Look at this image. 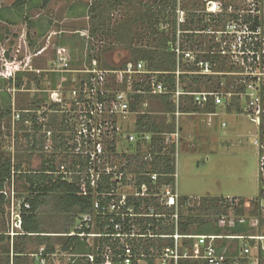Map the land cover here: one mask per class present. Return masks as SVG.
<instances>
[{
  "label": "built area",
  "instance_id": "built-area-1",
  "mask_svg": "<svg viewBox=\"0 0 264 264\" xmlns=\"http://www.w3.org/2000/svg\"><path fill=\"white\" fill-rule=\"evenodd\" d=\"M258 5V2L255 3ZM213 5V12H217V5ZM220 8V7H219ZM258 8V7H257ZM255 10V6H254ZM220 11V10H219ZM254 15L239 16L240 19L234 22L231 31L225 35L233 37V45H227V53L235 57L234 67L240 69L239 72L229 73L239 77L236 84L244 88L242 93L233 91H212L191 93L184 92L181 85L180 76H220L212 69L208 61H198L191 52H184V60L188 62V71L183 72L181 51L177 48L178 56L177 71L175 72L176 83L174 90H168L165 83L169 75L164 72L149 70L143 62L134 64L128 62L124 68H102L97 58H93L83 70H75L71 67L73 57L71 51L63 46L56 48V54L50 70L51 74L63 75V78L54 87L49 84L48 94L50 104L40 110L26 109L20 110L15 105L12 107L11 129L13 136L18 131L17 124L24 123L27 128L37 126L41 128L43 134L52 145L50 139L55 135L50 127L52 116L61 117L65 129V149L57 152L63 154L64 160L59 156L54 158L55 172L47 174L55 177H63V180L72 182L76 176L81 177V191L86 194L90 190L93 196V212L82 214L78 217L74 227V232L67 235L80 238H93L107 240L103 246L93 248V251L85 258L90 264H97L99 261H112L117 259L122 264H144L152 258L159 259L158 264H178L182 258L179 254L178 241L180 239H191L198 248L203 249L201 256L205 264H224V255H219L215 246V241L220 239H238L263 241L264 236L256 237H220V236H191L181 235L178 232V215H168L166 209L179 206V157L184 142V128L182 118L205 115L208 118L207 125L217 117L221 109L232 107L235 103H241L243 114L252 122L259 125L264 122V30L258 27L252 29V23L246 22L245 18H255L260 14L259 8ZM259 13V14H258ZM233 22V21H232ZM229 33V34H227ZM87 50L91 49V38L87 36ZM95 44V43H94ZM21 48V47H20ZM94 50V48H92ZM8 51V50H7ZM45 50L32 55L30 59L40 57ZM4 52V51H2ZM9 52V51H8ZM95 52V50H94ZM92 54H95V53ZM7 53V52H6ZM26 53H29L27 48ZM5 52L0 56L3 60ZM23 55V58H22ZM227 56V55H226ZM6 60L7 70L1 72L0 81L11 82L12 92H28L27 84L20 90L16 88L17 74L31 73L33 70L29 57L21 53V49L9 56ZM186 58V59H185ZM4 60V61H5ZM195 68V69H189ZM69 77V75H75ZM160 76L163 78L160 79ZM68 86L71 87L68 88ZM36 90V89H34ZM39 91V90H36ZM171 95V100L175 104L172 113H165L162 109L161 117L165 126H171L172 130H162L156 137L161 142V158L170 156L175 162L176 171L174 174L151 173L149 170L144 174H138L140 162L136 159L130 162L120 163L117 158L118 149L126 145L132 147L134 155L141 151H148L147 147L157 146L158 142H153V135L149 133L131 132V128L137 125L141 116H157L153 111L152 103L159 95ZM136 96H143L142 103L137 104ZM190 98L192 103L198 107V112L183 111ZM213 104L216 107L215 113H206L203 110L207 105ZM161 108H162V104ZM133 106L135 108H133ZM23 116H25L23 118ZM135 119V125L129 123ZM226 127V124H223ZM14 140V137H13ZM255 146L259 149V176L261 178L262 210L264 212V140L255 141ZM141 147V148H139ZM143 149V150H142ZM10 150L14 152L15 147ZM140 160V159H139ZM148 162L154 160V155L148 153ZM138 161L139 163H137ZM135 163L130 165L131 163ZM173 163V162H172ZM72 165L73 168H70ZM132 167V168H131ZM18 176V175H17ZM146 177L149 182L138 183L137 177ZM16 174L13 172L10 183L0 191L9 205L11 218L12 235L14 236V226L22 216L31 210V204L21 201L16 196ZM161 177L173 178L174 181L161 182ZM162 208V209H161ZM162 210V211H160ZM163 219V226L174 224L176 233L174 235L158 233L159 223ZM170 219V221L168 220ZM258 226V221L255 220ZM173 222V223H172ZM104 231H100V226ZM174 239V248L163 247L160 252H154L151 248L148 252L141 245L145 241L155 239ZM259 245L256 244L257 254L253 256L251 249L245 248L241 251V259L248 261L247 264H260ZM264 252V246L261 245ZM46 254L40 252L35 256L40 264H48ZM233 264H240V259Z\"/></svg>",
  "mask_w": 264,
  "mask_h": 264
},
{
  "label": "trees",
  "instance_id": "trees-1",
  "mask_svg": "<svg viewBox=\"0 0 264 264\" xmlns=\"http://www.w3.org/2000/svg\"><path fill=\"white\" fill-rule=\"evenodd\" d=\"M29 0H17L15 6L19 9H23ZM47 2L51 0H46ZM206 3L211 4L214 0H205ZM261 1V0H260ZM183 7H182V6ZM231 5L226 4L223 9L220 8V12H209L204 14L200 11L195 3L190 11L186 5V0H96V3H92L89 7L91 33L93 36H102V39L110 42L112 45L105 52H109L115 49L117 46L123 47L128 52L129 59L125 61L121 66H110L104 57L100 58L98 54H92L94 50L89 49L88 60L90 63L93 58H97L102 68H117L121 69L128 63L138 64L143 62L147 65L149 70L168 73L169 75L165 79L168 90L175 89L177 71L178 56L174 52L177 48L181 51L180 58L183 60V53L186 51H194V48L198 45L201 47V43L197 39L199 33L206 31H217L220 29L224 31L228 22H237L240 17L237 14H227L228 8ZM184 10L186 14L185 18L179 20V8ZM125 9V17L118 23L113 24L112 12L117 9ZM261 11V10H260ZM201 12V13H200ZM211 24H209L208 21ZM245 21L252 23V29L255 31L258 27L264 30V18L258 16L253 18H245ZM213 24V25H212ZM212 25V26H211ZM211 31V32H212ZM181 33V34H180ZM182 35V36H180ZM180 37L183 38L180 43ZM197 44V45H196ZM114 47V48H113ZM200 51L196 55L198 61H208L212 65V69L216 73H220V76L204 77V76H187L182 74L180 76L181 85L184 92H212L223 91L234 93H242L244 91L243 86L237 85L234 82V78H231L229 73L239 72L240 69L234 67L228 62V57L223 55L227 51V45L225 41L219 43L209 44L206 50ZM95 53V52H94ZM188 65L182 64L180 69L185 72L188 71ZM187 69V70H186ZM195 69V68H189ZM28 73L17 74L16 88L21 89L24 85H29L26 79ZM222 76V77H221ZM163 77L160 76V79ZM38 82L40 78L34 77ZM222 79H228L225 83ZM232 79H234L232 81ZM30 80V79H29ZM26 81V82H25ZM53 85H56V80L52 81ZM55 87V86H54ZM148 99L143 96H136L137 104L142 103L143 100ZM157 99L162 104L163 112L172 113L175 110V104L171 100V95H159ZM47 98H37L32 104L33 106L22 108L18 106L20 110L42 109V105L46 103ZM188 102L182 109L186 112H198L200 111L195 106L190 98H187ZM10 101V100H9ZM133 108H135L133 106ZM216 107L213 104H209L203 110L206 113H215ZM228 113L242 114L241 103H235L232 107L226 109ZM11 104L7 105L0 113V130L3 126L4 119L9 121L7 129H11ZM25 116H23L24 118ZM50 127L53 131L58 128V135H55L50 139L54 146L55 151L65 149V129L64 123L60 120V117L52 116L50 119ZM30 128L24 126V124L18 129L23 132V137L26 138L27 144H22L19 141V133H15L14 140L16 142L13 156L11 152H7L4 147L0 146V191L6 188L7 183H10L12 174L15 172V180L24 179L27 184L28 195L26 202L31 204V210H28L23 215L24 226L26 230L37 231L40 228L38 225L41 222H55L57 228L52 229L63 235V240H67L66 249L72 246V241L76 237L66 236L74 232L75 224L78 217L82 214H89L93 212V196L90 192L84 194L81 191V177L76 176L72 182L63 180V177H55L47 174L48 172H55L56 167L54 164V154L47 156L46 151L49 150V141L46 137L37 132L41 128L34 126L35 133H28ZM136 129L139 133H149L153 135V142H158L157 146L152 145L147 147L148 151H139L136 155H133L135 159L140 163L138 168V174H144L148 170L151 173L174 174L176 171L175 162L170 156L160 157L161 142L156 137L162 130H172L171 126H165L163 124V118L159 116H141L137 122ZM27 131V132H25ZM263 137V135H262ZM59 142V143H58ZM141 148V147H139ZM143 150V149H142ZM10 151V149H9ZM8 153V155L6 154ZM154 155V160L148 162L146 158L148 153ZM38 155L41 162L39 168H32L29 162H25V158H31L32 154ZM66 162V160H64ZM173 162V163H172ZM28 168V169H27ZM70 168H73L72 165ZM18 175V176H17ZM260 177V176H259ZM138 183L149 182L146 177H137ZM161 182L174 181L173 178L161 177ZM261 181V178H260ZM260 193L257 199L254 201H248L243 198H233L230 200L224 198L206 196L204 198L196 199L187 196L180 197L181 205L178 206V211L175 207L172 209H166L165 213L170 215H178V232L181 235H195V236H220V237H256L264 236V212L262 210V196ZM2 202H7L5 196L1 195ZM185 207V205H187ZM252 205L251 211L248 213L246 205ZM162 209V208H161ZM162 211V210H160ZM232 217L233 224L229 226L225 223L226 218ZM252 219L258 221V226L251 227L250 222ZM170 221V219H168ZM160 223L158 233L174 235L176 233V227L174 224L168 223L163 226V219L159 220ZM173 223V222H172ZM60 224V226H59ZM32 226V227H30ZM59 226V228H58ZM100 231H104V227L100 226ZM51 240V239H49ZM193 241V240H189ZM244 240L238 239H220L215 241V246L219 255H224V264H233L235 260L240 259V264H247L248 261L241 259V251L243 250L240 245H236L235 250L232 252L230 243H239ZM189 243L192 246V243ZM241 243V242H240ZM249 249L256 247L255 240H248ZM174 239H159L145 241L141 247L148 252L151 248L161 251L163 247L169 249L174 248ZM260 264H264V252L261 245L258 247Z\"/></svg>",
  "mask_w": 264,
  "mask_h": 264
},
{
  "label": "rangeland",
  "instance_id": "rangeland-1",
  "mask_svg": "<svg viewBox=\"0 0 264 264\" xmlns=\"http://www.w3.org/2000/svg\"><path fill=\"white\" fill-rule=\"evenodd\" d=\"M61 1V0H59ZM210 1V0H209ZM13 0H0V12L5 7L11 6ZM212 2H215L217 5L216 10L223 9V7L228 4L231 5L228 8L227 14H237L238 16H245L247 14H250L252 11L254 15H256L258 8L260 11L259 16H262L264 18V0H214ZM258 2V5L255 3ZM74 3V5H72ZM92 3H96V0H67L66 2H55L54 5L49 6L46 10H34L30 8V10H16L11 11L9 16L14 18H21V20H17L15 24H11L9 22L2 21L0 18V56L2 53L5 52L6 56L3 58L2 61H0V74L1 72H6L7 66L6 60L9 62L11 54L13 52H8L7 47L5 43V39L7 38V35H11L9 32V28L14 30L13 28H21L22 26H25V28H21L19 31V34L14 38L13 42L18 44V41H20L21 37L23 36V33H26V44L22 43V47L18 44L16 46V50L21 49V52L24 51L26 53L27 48H29V53L24 54L25 56L30 57L34 55L35 53L41 51L42 48L48 47V49L42 54L40 57L32 58L31 60V66L33 68L34 73H28L29 76L26 79L28 82L27 89L30 91L26 92H12L11 85H9V82L1 80L0 81V113L3 109L7 107V105L11 104V107L14 105L18 108V106L22 108H27L33 106L36 96L37 98H47L46 103L42 105L47 106L50 104L48 100V94L45 93V90H49V84L52 83V81H60L62 79V75L58 74H51L50 70L53 68L51 66L52 62L54 61L56 54V48L63 45V41L69 42L71 44V39L75 38L77 36L76 45H82L81 52L76 53L75 55V63H72L71 67L76 70H83L84 62L83 59H87L89 57L88 54V48H87V36L91 38V41L89 44L91 49L94 48L95 54H98L100 58L106 56L108 61L115 67L121 66L125 61L129 59V54L126 50L123 49V47L117 46L115 49L107 51V49L112 45L110 42L105 41L102 39V36H93L91 33V24H90V17L91 15L88 14L84 18H70L68 8L70 6L75 5H84L88 4L90 6ZM197 4L198 8L201 12L204 14H209V12H213V5H209L206 3L205 0H186V5L189 8L190 11L193 10V5ZM182 6V5H181ZM255 6V10H254ZM183 7V6H182ZM220 7V8H219ZM258 7V8H257ZM79 8V7H78ZM7 11V9L5 8ZM11 10V9H10ZM217 12H220V11ZM6 11L2 13V17H5ZM18 12V13H16ZM200 12V13H201ZM125 9H117L112 12V20L113 24L120 22L125 17ZM184 13V10L182 8H179V20L181 21L186 16ZM42 18H47V20L50 21L51 29L50 31L46 32V34L43 36V40L39 42L41 38H37L33 35V32H35L36 28L29 27V22H36L37 20H40ZM48 21V22H49ZM208 21V20H207ZM238 21V20H237ZM209 24L210 21H208ZM233 22H228L226 28L224 31H221L220 29H217V31H212V27L210 30L212 31H206L203 33H199L197 36L198 41L201 43V47L198 45L194 48V51H186L193 53L196 57L197 53L200 51H203L204 45L207 47L209 44L213 43H219L222 41H225L226 45H233L234 39L232 36L225 35V32L231 31V28L229 26H232ZM213 25V24H212ZM211 25V26H212ZM16 26V27H15ZM24 30V31H23ZM80 30L81 33L74 34L71 33V31ZM52 33V36H50ZM181 34V33H180ZM36 42V46L33 47L30 44V38ZM55 36V37H54ZM182 36V35H180ZM52 38L51 43L47 44V39L49 40ZM81 39L84 40V44H82ZM180 43H182L183 38L180 37ZM4 41V42H3ZM20 43V42H19ZM95 43V44H94ZM197 45V44H196ZM29 46V47H28ZM113 46V45H112ZM21 47V48H20ZM114 48V47H113ZM71 53L72 50L68 48ZM4 51V52H2ZM7 52V53H6ZM23 54V53H22ZM73 54V53H72ZM192 56L194 57V55ZM228 57V62L232 64L231 62H236L235 57L233 58L228 53L226 54ZM23 58V55H22ZM186 59V58H185ZM5 60V61H4ZM182 64H187L188 62H185L183 59ZM233 65V64H232ZM187 70V69H186ZM231 78L240 80L239 77H235L232 74ZM72 76H78L75 75H69V77ZM34 77L40 78L41 81L38 82L34 79ZM222 77V76H221ZM232 79V81L234 80ZM225 83L228 79H222ZM237 80H234L236 82ZM26 82V81H25ZM68 88L71 89L70 86ZM39 91H36V90ZM13 96V97H12ZM10 100V101H9ZM158 100V99H157ZM161 103H157L156 101H153L152 108L153 111H155L157 116L161 117L162 108ZM226 112V110L224 111ZM224 112H221L222 114ZM220 114L218 121H213L211 125H207L208 118L205 115H198L194 117H183L182 118V126L184 128V142L182 145V149L180 152L179 157V173H178V186H179V195L180 197H190V198H204L206 196L210 197H217V198H224L231 201L233 198H243L248 201H254L259 196V189H260V180H259V149L255 146V141L260 140V137H258L257 140H253V145L245 141L238 142L234 137H232V133L230 132L232 120L229 116H224ZM243 117H241V121L246 125L248 129H255L254 125L250 123V120L242 113ZM61 118V117H60ZM235 118V117H234ZM233 118V119H234ZM238 118V117H237ZM236 119V118H235ZM5 118L3 123L4 128H1L0 130V146L4 147L7 152H11L13 156V152L9 149L13 148V146L16 145L15 140H13V136L10 133V130L7 129V124L9 121ZM226 122L229 127H222L221 123ZM24 123L20 122L17 124V126L20 128ZM131 126L135 125V119L131 120L129 123ZM18 128V129H19ZM35 129L30 128L28 133L33 134ZM27 132V131H25ZM131 132H136L135 126L131 128ZM19 133V141L22 144H27V140L25 137H23V132L18 131ZM39 135H41V130L37 132ZM57 135H58V128H57ZM59 143V142H58ZM243 143V144H242ZM56 144H52L48 146L49 150L45 152V154L49 157H52V154L54 156H59V159L64 160V153L61 154L59 152H56L54 149V146ZM6 154L8 155V153ZM118 155L112 156L114 159L117 158L118 162L125 163L130 162L131 160L135 159L133 156L135 152H133L132 147H128L126 145L121 146L118 151ZM31 158L26 157L25 162H29L32 168H39L41 166V162L39 160V157L37 154L33 153L31 155ZM139 160V159H136ZM139 163L138 161H136ZM135 164L134 162L130 165ZM132 168V167H131ZM28 169V168H27ZM20 187V185H19ZM27 197V196H26ZM26 197L23 196V199L21 201H25ZM181 205L179 201V206ZM185 205V207H187ZM246 210L249 213L252 209V205H246ZM9 219L10 214H9ZM226 224L231 226L233 224L232 217L226 218L224 220ZM11 222V221H10ZM256 221L253 219L251 222V225H255ZM255 228V227H254ZM264 233V232H263ZM264 235V234H263ZM241 242V243H240ZM237 243H230L231 250L234 251L236 248V245H240V247L243 248H249V245L245 242L240 241ZM253 256L257 254V249L254 247L251 249Z\"/></svg>",
  "mask_w": 264,
  "mask_h": 264
},
{
  "label": "crops",
  "instance_id": "crops-1",
  "mask_svg": "<svg viewBox=\"0 0 264 264\" xmlns=\"http://www.w3.org/2000/svg\"><path fill=\"white\" fill-rule=\"evenodd\" d=\"M13 1L14 2H12L11 6L5 7L7 11L4 8L0 12V18L2 19V21H5V23L9 22L11 24H15L17 20H21V18L13 19L11 16H9L11 11L20 10L19 8L15 6V3L17 0H13ZM61 1L66 2L67 0H61ZM61 1L51 0L47 2L46 0H29L28 3L24 6L23 10L24 9L30 10V8L32 9L33 12L34 10L37 11L38 9L46 10L49 8V6L54 5L55 2H61ZM72 5H74V3H72ZM89 7L90 6H88V4H84V5L77 4L75 6H70L68 8L70 18L72 19L76 17L77 19L84 18L89 12ZM4 11H6V14H5V17H2V13ZM32 11L30 10V12ZM48 21L49 20H47V18H42L40 20H37L36 22H29V27L36 28L35 32H33V35L36 37V39L41 38L39 42L43 40L42 38L46 34V32L48 34L50 29L52 28L50 21L49 22ZM21 28L23 29L25 28V26H22ZM21 28L17 29L16 27V28H13L14 30L9 28V32L11 33V35L8 34L7 35L8 39L4 40L5 41L4 44L8 46L7 50H9V52L11 51L14 53L16 50V46H18V44L22 47L23 41L26 44L27 37H26L25 32L23 33V36L21 37L20 41H18L17 45L15 42H13L14 41L13 37L15 38L19 34V31ZM71 33H74L76 35V34L81 33V31L75 30V31H71ZM50 36H52V33ZM29 38H30L29 39L30 44L33 47H35L36 42L31 39V35L29 36ZM51 40L52 38H50L49 40L47 39L48 45L51 43ZM76 41H77V36L71 39V44L69 42H65L62 40L63 45H61L63 47L70 48L72 50V53H73L72 63H75L76 61L74 52L75 54L79 53L81 52V49H82V45L81 47L80 45L79 46L76 45L77 44ZM81 42L82 44L85 43L84 40L82 39H81ZM48 47L46 46L44 48L46 49ZM21 53L26 54L24 51H22ZM104 59L108 62L110 66L113 67V65L108 61L106 56H104ZM83 62H84V67H86L90 63V61L87 59L85 60L83 59ZM62 78H63V75H62ZM60 81H56V84L59 83ZM9 85H11V88H12L13 84L11 82H9ZM224 111L225 109H221L219 111L217 117L215 118L216 119L215 121L219 120L218 118L219 116H221L220 115L222 114L221 112H224ZM222 115L223 117L226 115L231 118L232 125H231L230 132L233 135L232 137H234L238 142L246 140L248 143L253 145V142H254L253 140H257L258 137L264 140V122L263 124L259 125L257 123L250 121V123L254 125L255 129H251V128L248 129L246 125L241 121V117H243L241 114H236V113L230 114L226 111ZM224 123L226 124V127H229L226 122L221 123L222 127ZM259 180H260V177H259ZM15 188H16V196L18 199L22 200L23 196L26 197L28 195L27 184L24 179L23 180L18 179L16 181ZM1 200L2 198L0 197V264H40L36 260L35 256L43 251L47 256L46 258H47L48 264H90L86 260L85 256L90 254L93 251L94 247H97V246L103 247L108 242L107 240H101V239L76 237L71 242L72 246L69 249H66L67 240H63L62 234L54 233L56 232L54 230L55 228H57V223L47 222V221L41 222L38 225V227L40 228V231L38 233H34L37 231L26 230L25 227H23L24 226L23 216L20 219V221L17 220L14 226V229H13V232L15 234L13 236L11 234L12 229H11L10 219H9V205L7 202L4 201L3 203ZM252 221L253 219L251 220V222ZM251 222H250V225H251ZM251 227H254V226L251 225ZM191 236H195V235H191ZM155 240H159V239H155ZM189 240L191 239H180L178 241L179 254L182 257L179 260L178 264H205V262L202 259L196 257L197 255L201 256V254L203 253V249L198 248L195 245L194 241L191 242ZM190 242L192 243V246L189 244ZM244 242L248 244V240L246 241L244 240ZM256 244L264 246V240L256 242ZM152 251L160 252L159 249L158 250L154 249ZM158 261L159 259L155 257L148 261H145L144 264H158ZM97 264H122V261L113 259L112 261H106V262L99 261V263ZM170 264H174V263L171 262Z\"/></svg>",
  "mask_w": 264,
  "mask_h": 264
},
{
  "label": "flooded vegetation",
  "instance_id": "flooded-vegetation-1",
  "mask_svg": "<svg viewBox=\"0 0 264 264\" xmlns=\"http://www.w3.org/2000/svg\"><path fill=\"white\" fill-rule=\"evenodd\" d=\"M47 49H48V48H46V50H47ZM42 50H45V48H44V49L42 48L41 51H42Z\"/></svg>",
  "mask_w": 264,
  "mask_h": 264
}]
</instances>
